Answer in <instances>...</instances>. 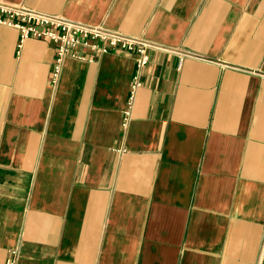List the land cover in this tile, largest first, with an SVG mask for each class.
<instances>
[{"label":"crops","instance_id":"0c3cea01","mask_svg":"<svg viewBox=\"0 0 264 264\" xmlns=\"http://www.w3.org/2000/svg\"><path fill=\"white\" fill-rule=\"evenodd\" d=\"M174 48L77 51L0 23V264H260L264 0H8Z\"/></svg>","mask_w":264,"mask_h":264},{"label":"built area","instance_id":"2783aa9c","mask_svg":"<svg viewBox=\"0 0 264 264\" xmlns=\"http://www.w3.org/2000/svg\"><path fill=\"white\" fill-rule=\"evenodd\" d=\"M0 23L17 28L20 31V44L29 38H41L56 44V56L51 72V83L57 86L63 63L67 57L86 59L78 53L81 47H90L98 53L111 49H122L136 55V68L133 74L127 104L123 110L122 128L126 130L131 121L135 100L139 88L143 85V68L149 61V50L157 48L177 51L143 37L130 36L109 29L103 24H91L74 20L59 14H50L28 7L22 3L0 0ZM13 264V262H11ZM260 264H264L263 254Z\"/></svg>","mask_w":264,"mask_h":264}]
</instances>
